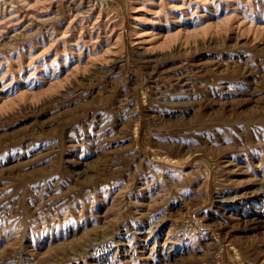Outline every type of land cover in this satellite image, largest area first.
I'll list each match as a JSON object with an SVG mask.
<instances>
[{"label": "rangeland", "instance_id": "374dc122", "mask_svg": "<svg viewBox=\"0 0 264 264\" xmlns=\"http://www.w3.org/2000/svg\"><path fill=\"white\" fill-rule=\"evenodd\" d=\"M159 1L0 0V264H264V0Z\"/></svg>", "mask_w": 264, "mask_h": 264}, {"label": "bare ground", "instance_id": "6f19581e", "mask_svg": "<svg viewBox=\"0 0 264 264\" xmlns=\"http://www.w3.org/2000/svg\"><path fill=\"white\" fill-rule=\"evenodd\" d=\"M37 4L40 3V2H43L44 0H34ZM47 1V0H45ZM159 1V0H158ZM33 2V1H32ZM134 2V1H132ZM131 3V2H130ZM170 3V2H169ZM179 3V2H178ZM29 4V3H28ZM251 4V3H250ZM33 5L35 6V4L33 3ZM157 9L159 8L158 5H161V1H159L157 4ZM259 5V4H258ZM256 6V5H255ZM10 7V6H9ZM41 6H39L40 8ZM215 7V6H214ZM102 8V7H101ZM137 9V8H136ZM68 11V10H67ZM71 11V10H70ZM10 12V11H9ZM69 12V11H68ZM16 13V11H15ZM34 13V12H33ZM40 13V12H39ZM3 17V16H2ZM173 18V17H172ZM17 21V20H16ZM246 21V20H245ZM91 23V22H90ZM172 24V23H171ZM38 26V25H37ZM3 29V28H2ZM89 29V28H88ZM170 29V28H169ZM172 29V28H171ZM174 30V29H173ZM157 31V30H156ZM61 33V32H60ZM179 31H169L168 29L163 33L161 34L160 32H152L150 33L151 36H153V38H155L156 40H160L161 42L162 41H165L167 39H172L174 37H176L178 35ZM145 35V34H144ZM42 38V37H41ZM149 38V37H148ZM177 39V38H176ZM107 41V40H106ZM49 42V41H48ZM84 42V41H83ZM29 55V54H28ZM27 63V62H26ZM19 65V64H18ZM19 70V69H18ZM59 70V69H58ZM46 73V72H45ZM42 78V77H41ZM31 88V87H30ZM29 93V92H28Z\"/></svg>", "mask_w": 264, "mask_h": 264}]
</instances>
